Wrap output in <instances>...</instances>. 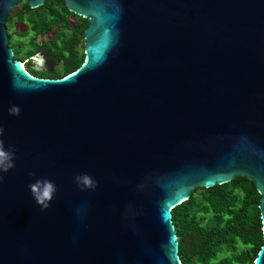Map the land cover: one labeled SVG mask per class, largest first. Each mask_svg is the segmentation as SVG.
Instances as JSON below:
<instances>
[{"label": "water", "instance_id": "obj_1", "mask_svg": "<svg viewBox=\"0 0 264 264\" xmlns=\"http://www.w3.org/2000/svg\"><path fill=\"white\" fill-rule=\"evenodd\" d=\"M44 2L0 0V264H181L172 209L236 178L264 264V0H63L88 24L59 79L9 47L11 11Z\"/></svg>", "mask_w": 264, "mask_h": 264}, {"label": "trees", "instance_id": "obj_2", "mask_svg": "<svg viewBox=\"0 0 264 264\" xmlns=\"http://www.w3.org/2000/svg\"><path fill=\"white\" fill-rule=\"evenodd\" d=\"M42 13L54 17H28ZM68 15L74 14L64 7L63 0H45L35 9L20 4L11 11L7 21L14 17L25 20L30 31L38 35L43 29L54 31ZM50 18L51 21H47ZM78 19L81 25L63 28L56 39L63 47L57 49V53L66 56L63 75L75 71L85 59L84 50L79 46L88 21ZM46 22L52 24H41ZM259 203L260 195L255 187L242 178L208 189H196L187 201L171 211L181 264H253L261 248Z\"/></svg>", "mask_w": 264, "mask_h": 264}, {"label": "flooded vegetation", "instance_id": "obj_3", "mask_svg": "<svg viewBox=\"0 0 264 264\" xmlns=\"http://www.w3.org/2000/svg\"><path fill=\"white\" fill-rule=\"evenodd\" d=\"M28 17L41 19L54 16L42 13L28 15ZM47 21H51V18ZM41 24L47 25L52 24V22ZM78 25H81L78 16L68 15L64 21L59 23L54 31L43 29L44 32L42 31V34L38 33V35H34L25 20L21 21L18 17L12 18L9 22L6 20L5 26L9 38V47L13 50V59L20 62L23 69L33 77L59 79L67 76L70 73L63 75L66 56L57 53L56 50L63 47L59 46V41L56 39L63 28H77ZM83 44L82 36L81 45L83 46Z\"/></svg>", "mask_w": 264, "mask_h": 264}, {"label": "clouds", "instance_id": "obj_4", "mask_svg": "<svg viewBox=\"0 0 264 264\" xmlns=\"http://www.w3.org/2000/svg\"><path fill=\"white\" fill-rule=\"evenodd\" d=\"M10 114H19V108L14 106L11 109H9ZM11 159V153H6L2 146H0V164H3L5 160ZM7 167H11V164H9ZM7 167L5 170H7ZM78 180H82V182L86 185H91L92 181L87 177H77ZM41 185H43L41 189ZM31 190L35 194V198L37 199V202L42 204L43 207L46 209L49 205L45 203V199L50 200L51 199V193L53 191V185L51 182L45 180V181H36L35 183L30 185Z\"/></svg>", "mask_w": 264, "mask_h": 264}, {"label": "rangeland", "instance_id": "obj_5", "mask_svg": "<svg viewBox=\"0 0 264 264\" xmlns=\"http://www.w3.org/2000/svg\"><path fill=\"white\" fill-rule=\"evenodd\" d=\"M15 8H18V6L15 7ZM13 10H14V9H13ZM79 48L83 50V46H82V45H80Z\"/></svg>", "mask_w": 264, "mask_h": 264}]
</instances>
